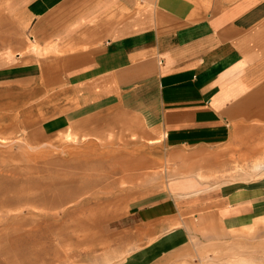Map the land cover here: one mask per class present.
<instances>
[{
	"label": "rangeland",
	"instance_id": "374dc122",
	"mask_svg": "<svg viewBox=\"0 0 264 264\" xmlns=\"http://www.w3.org/2000/svg\"><path fill=\"white\" fill-rule=\"evenodd\" d=\"M10 1L0 0V264H264V116L217 162L184 173L185 156L136 114L83 107L66 63H48L64 51L34 42ZM194 174L258 206L248 223L199 238L195 213L169 193Z\"/></svg>",
	"mask_w": 264,
	"mask_h": 264
},
{
	"label": "crops",
	"instance_id": "0c3cea01",
	"mask_svg": "<svg viewBox=\"0 0 264 264\" xmlns=\"http://www.w3.org/2000/svg\"><path fill=\"white\" fill-rule=\"evenodd\" d=\"M7 8L31 19L34 42L64 51L48 63H66L83 107L136 114L185 156L184 173L217 162L218 149L264 116V0H11ZM176 180L185 182L169 189L171 199L195 213L199 238L248 223L258 207L196 174Z\"/></svg>",
	"mask_w": 264,
	"mask_h": 264
},
{
	"label": "bare ground",
	"instance_id": "6f19581e",
	"mask_svg": "<svg viewBox=\"0 0 264 264\" xmlns=\"http://www.w3.org/2000/svg\"><path fill=\"white\" fill-rule=\"evenodd\" d=\"M18 55V54H17ZM159 141V140H158Z\"/></svg>",
	"mask_w": 264,
	"mask_h": 264
}]
</instances>
